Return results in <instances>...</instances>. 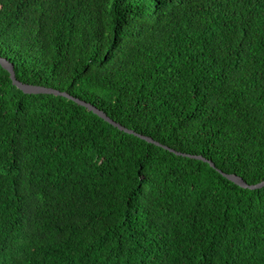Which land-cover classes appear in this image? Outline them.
<instances>
[{"label": "trees", "instance_id": "trees-1", "mask_svg": "<svg viewBox=\"0 0 264 264\" xmlns=\"http://www.w3.org/2000/svg\"><path fill=\"white\" fill-rule=\"evenodd\" d=\"M0 56L162 144L0 63V264H264V0H0Z\"/></svg>", "mask_w": 264, "mask_h": 264}, {"label": "water", "instance_id": "water-1", "mask_svg": "<svg viewBox=\"0 0 264 264\" xmlns=\"http://www.w3.org/2000/svg\"><path fill=\"white\" fill-rule=\"evenodd\" d=\"M0 63L6 69H8V71L11 74V77H12L14 83L16 85H18L20 88H22L24 91L32 92V93H41V92L54 93V94H60V95H64V96L70 97V98L74 99L76 102H78V103L84 105L85 107H87L89 110L94 111L99 116H101L102 118H104L108 122L112 123L113 125L119 127L120 129H122V130H124L126 132H129V133H134V134L138 135L139 137L144 138V139H146V140H148L150 142H154V143H156L158 145H162L159 141L155 140L154 138H152L150 136H146V135L140 134V133L136 132L133 129H130L128 127L123 126L122 124H120L119 122H117L114 119H112L110 116L107 115V113H105L103 110L99 109L98 107H96L92 103H89V102H86L84 100H81L80 98H76V97L70 95L66 91H60V90L55 89L53 87H46V86H42V85L27 84V83H24V82L18 80V78L16 77L15 70H14V65L8 59L0 56ZM165 147L169 148L168 146H165ZM169 149H171L172 151H174V152H176L178 154L191 156L189 154H186V153H183V152H180V151H176L175 149H172V148H169ZM196 157L204 159V160H207L203 156H196ZM207 161L211 164V166L216 167L215 163L213 161H211V160H207ZM220 171L226 177H228L230 180L236 182L237 184H239V185H241L243 187L251 188V189H258V188H261V187L264 186V181H261V182H259L257 184H249L241 176H239L237 174H228V173H224L222 170H220Z\"/></svg>", "mask_w": 264, "mask_h": 264}]
</instances>
